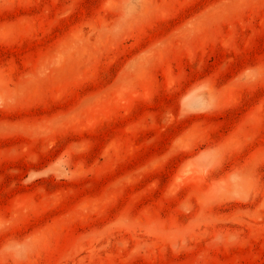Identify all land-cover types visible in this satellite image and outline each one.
<instances>
[{"label":"rangeland","instance_id":"1","mask_svg":"<svg viewBox=\"0 0 264 264\" xmlns=\"http://www.w3.org/2000/svg\"><path fill=\"white\" fill-rule=\"evenodd\" d=\"M0 264H264V0H0Z\"/></svg>","mask_w":264,"mask_h":264}]
</instances>
